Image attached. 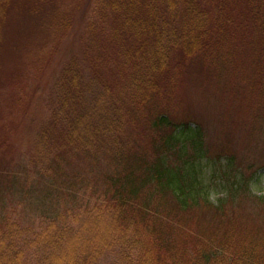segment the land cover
<instances>
[{
	"label": "trees",
	"instance_id": "obj_1",
	"mask_svg": "<svg viewBox=\"0 0 264 264\" xmlns=\"http://www.w3.org/2000/svg\"><path fill=\"white\" fill-rule=\"evenodd\" d=\"M109 6L117 20V41L111 38L117 71L129 77L125 91L154 133L152 157L146 162L139 154L128 160L125 150L114 154L93 203L48 214L26 240L18 224L7 223L0 228V264H264V225L245 229L224 220L229 204L248 191L234 156H207L203 127L178 119L172 104L161 100L174 93L173 82L161 76L175 52L202 57L223 78L238 73L243 63L236 48L248 46L259 62L253 77L262 74L264 82V0H109ZM83 65H89L85 58L72 59L63 69L52 119L64 122L70 145L86 146L120 137L127 125L123 114L116 116L109 86L86 81ZM42 140L39 148L47 144ZM219 174L222 195L213 199ZM210 211L217 212L218 224L199 223L189 233L193 215ZM61 214L71 221L56 223Z\"/></svg>",
	"mask_w": 264,
	"mask_h": 264
},
{
	"label": "rangeland",
	"instance_id": "obj_2",
	"mask_svg": "<svg viewBox=\"0 0 264 264\" xmlns=\"http://www.w3.org/2000/svg\"><path fill=\"white\" fill-rule=\"evenodd\" d=\"M114 19L109 0H0V228L18 224L23 240L48 214L93 203L106 186L114 154L125 150L128 160L139 154L146 162L152 157L154 133L125 91L129 77L117 71ZM236 52L243 64L223 78L202 57L173 53L161 80L173 82L174 93L161 100L172 104L178 119L203 127L207 156H234L248 191L229 204L224 220L251 229L264 225V199H255L264 196V82L262 74L253 77L259 62L249 47L237 46ZM84 58L85 80L109 86L116 116L123 114L127 126L120 137L70 145L64 122L52 119L55 85L70 60ZM42 139L47 144L39 148ZM218 176L212 180L213 199L222 195ZM210 212L194 214L188 232H197L199 223L218 224L217 212ZM61 215L56 223L71 221V215ZM194 239L190 235V243Z\"/></svg>",
	"mask_w": 264,
	"mask_h": 264
}]
</instances>
